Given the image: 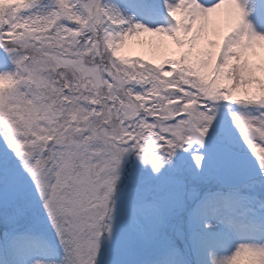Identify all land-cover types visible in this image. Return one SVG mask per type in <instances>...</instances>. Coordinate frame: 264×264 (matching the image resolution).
<instances>
[{
	"label": "snow or ice",
	"instance_id": "6c2138e0",
	"mask_svg": "<svg viewBox=\"0 0 264 264\" xmlns=\"http://www.w3.org/2000/svg\"><path fill=\"white\" fill-rule=\"evenodd\" d=\"M0 264H264V0H0Z\"/></svg>",
	"mask_w": 264,
	"mask_h": 264
}]
</instances>
